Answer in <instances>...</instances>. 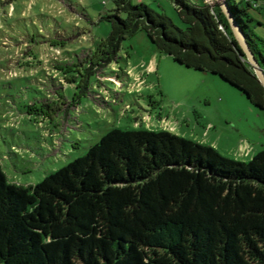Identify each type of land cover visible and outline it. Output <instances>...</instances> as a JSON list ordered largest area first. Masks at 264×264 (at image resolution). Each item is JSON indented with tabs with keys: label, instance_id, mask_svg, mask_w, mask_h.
<instances>
[{
	"label": "trees",
	"instance_id": "16d2710c",
	"mask_svg": "<svg viewBox=\"0 0 264 264\" xmlns=\"http://www.w3.org/2000/svg\"><path fill=\"white\" fill-rule=\"evenodd\" d=\"M172 1L184 26L116 0L103 54L114 58L142 28L264 110V86L219 1ZM222 1L264 70L251 0ZM0 264H264V148L244 161L166 128L113 126L33 184L9 180L0 161Z\"/></svg>",
	"mask_w": 264,
	"mask_h": 264
},
{
	"label": "rangeland",
	"instance_id": "374dc122",
	"mask_svg": "<svg viewBox=\"0 0 264 264\" xmlns=\"http://www.w3.org/2000/svg\"><path fill=\"white\" fill-rule=\"evenodd\" d=\"M131 1L185 25L172 0ZM251 2L264 38V0ZM116 6L0 0V161L9 180L40 181L113 126L166 128L244 161L264 148L263 109L218 74L159 50L144 29L108 59L106 14Z\"/></svg>",
	"mask_w": 264,
	"mask_h": 264
},
{
	"label": "water",
	"instance_id": "95a60500",
	"mask_svg": "<svg viewBox=\"0 0 264 264\" xmlns=\"http://www.w3.org/2000/svg\"><path fill=\"white\" fill-rule=\"evenodd\" d=\"M218 1H219V4L222 6L223 10L225 11V13L227 14L231 28H232L235 36L237 37L238 41L240 42V44H241V46H242V48H243V50L247 56L248 62L251 64L252 68L254 69V72H255L258 80L264 86V70H263V68L260 66L257 58L255 57L254 53L250 49L241 29L238 26V24L235 22V20L233 19V17L229 13V11L225 5V2L222 0H218Z\"/></svg>",
	"mask_w": 264,
	"mask_h": 264
}]
</instances>
